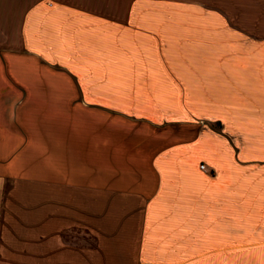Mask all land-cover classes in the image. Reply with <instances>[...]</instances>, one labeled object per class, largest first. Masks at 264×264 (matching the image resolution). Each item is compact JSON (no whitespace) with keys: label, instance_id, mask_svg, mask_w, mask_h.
I'll use <instances>...</instances> for the list:
<instances>
[{"label":"crops","instance_id":"0c3cea01","mask_svg":"<svg viewBox=\"0 0 264 264\" xmlns=\"http://www.w3.org/2000/svg\"><path fill=\"white\" fill-rule=\"evenodd\" d=\"M226 10L206 0H0V86H77L60 105L64 154L75 139L76 154L122 145L149 156L114 192L124 221L113 243L132 264H264V32ZM0 173L2 186L3 164ZM42 246L43 261L60 250Z\"/></svg>","mask_w":264,"mask_h":264},{"label":"rangeland","instance_id":"374dc122","mask_svg":"<svg viewBox=\"0 0 264 264\" xmlns=\"http://www.w3.org/2000/svg\"><path fill=\"white\" fill-rule=\"evenodd\" d=\"M122 1L126 0H115ZM206 1L225 7L227 16L247 29L264 32V0ZM75 88L0 86V164L9 178L5 185L0 183V260H5L0 264H132V251L117 250L113 243L121 235L118 224L124 221L119 218L123 204L114 192L126 179H134L149 156L122 145L102 147V153L92 155L89 146L83 149L85 154H76L75 139L65 155L58 118L61 102L77 97ZM165 93L166 86H158V98ZM209 125L197 121L194 126L202 130ZM88 142L83 140V146ZM42 178L49 186L43 188ZM74 224L77 228L63 230ZM97 238L102 241L100 251L94 249ZM43 241L60 249L47 250L46 261ZM73 247L82 248V253ZM254 260L243 255L237 264Z\"/></svg>","mask_w":264,"mask_h":264},{"label":"built area","instance_id":"2783aa9c","mask_svg":"<svg viewBox=\"0 0 264 264\" xmlns=\"http://www.w3.org/2000/svg\"><path fill=\"white\" fill-rule=\"evenodd\" d=\"M200 168H201L202 170H204V169H205L203 165H202V166H200Z\"/></svg>","mask_w":264,"mask_h":264}]
</instances>
